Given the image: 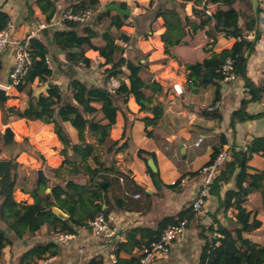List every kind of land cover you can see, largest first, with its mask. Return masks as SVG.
Instances as JSON below:
<instances>
[{
    "label": "trees",
    "instance_id": "obj_1",
    "mask_svg": "<svg viewBox=\"0 0 264 264\" xmlns=\"http://www.w3.org/2000/svg\"><path fill=\"white\" fill-rule=\"evenodd\" d=\"M28 1V9L32 8ZM45 17V23L50 25L58 12L56 0H35ZM182 6L194 3L200 6L202 0H181ZM67 10L82 12L93 9L97 13L87 24L64 21L67 29L56 30L51 33L55 50L67 53L77 63H82L85 68L91 69L93 61L87 57L89 51H94L103 59L101 64L103 80L99 86L89 85L79 79L73 78L69 84V95L65 96L62 88L52 83L53 70L49 67L46 57L50 54L51 47L41 34L32 40L28 52L32 64L28 69L23 83L16 89L25 93L29 98V105L20 114V118H37L44 123H53L56 134L63 145L65 160L61 167L56 169L55 175L63 183L52 187L46 178L40 177L32 190L33 203L18 202L15 200L14 191L17 183V173L13 172L16 165L11 162L9 174L0 182V264L4 262V250L12 249L18 240H33L41 234L44 227L52 236L76 235L81 229H89V223L96 216L103 213L109 217L112 207L110 204V189L114 181L125 177L114 169L113 161L105 160L104 156L116 155L122 148L118 147L119 141L112 138V129L116 125L120 109V100L129 97L136 91L144 94V104L140 111L153 114V118L143 119L146 129L157 126L164 111L155 99L162 93V86L144 78L146 66L141 62H134L125 57L126 47L119 45L129 42V37L121 33L126 26L129 15H119L110 9L112 6L120 10H128V5L111 2L102 7L101 0H68ZM208 4H219L221 7L212 15H207L205 10L194 7L192 20H184L175 9L159 8L155 14L157 18L165 19L167 31L161 36L162 41L168 46L179 45L185 36L187 26L194 34L212 26L215 32H223L226 36L237 41L229 50L214 54L208 59L187 66V85L197 89L209 84L215 85V98L206 108V113L215 115L220 92V82L225 80L223 66L227 59L232 60V75L244 81L245 92L248 98L241 101L238 109L231 114L230 127L235 130L237 123H245L264 117V113L251 114L248 105L252 102L264 100V83L256 85L247 73L248 56L254 50L256 43L264 38V31L257 29L258 16L254 13L251 0H207ZM235 5L240 10L235 9ZM259 9V13H260ZM245 20L243 28L239 27V19ZM11 21V17L0 11V31ZM255 32V39L248 40L247 32ZM214 32V33H215ZM178 33L176 39L172 35ZM117 56H120L117 58ZM211 80L207 81L206 76ZM116 78L120 87L115 94L107 89V82ZM36 81L47 86L46 93L34 96L33 85ZM151 91L150 95H146ZM125 100V99H124ZM209 109H212L211 111ZM64 123H70L77 132L76 142H72ZM227 140L220 138L219 144L214 147L209 165L224 150ZM1 152V149H0ZM144 151H140L141 155ZM154 156V154H150ZM254 155L264 158V136L253 137L246 149L233 146L229 149L228 159L219 168L209 194L217 196L219 207L214 213H206L212 218L209 226L201 224L205 216L194 211L193 202L185 205L176 216H166L153 228H133L125 232V240L112 244V255L116 258L115 264H141L142 251L154 241H158L163 233L171 226H176L187 221L202 228L200 237L205 241L200 264H264V245L246 237L262 227L258 218V211L249 210L247 202L254 193L261 194L262 210L264 212V171L250 166ZM108 161L111 163L108 166ZM68 166V169L65 168ZM66 172V177L61 171ZM200 171V170H199ZM192 173L197 176L200 172ZM151 173V172H150ZM81 175L87 177L85 184L75 181L74 177ZM154 175V174H152ZM112 176V177H111ZM114 176V177H113ZM155 176V175H154ZM236 176V177H235ZM235 177V188L221 195L222 189ZM126 178V177H125ZM50 188V192L47 190ZM58 208L69 216L68 220L59 219L52 208ZM234 210L235 221L225 225L218 219V214H228ZM11 229L12 233L6 235ZM218 234L219 236H216ZM61 246L50 241L36 243L27 250L15 264H36L45 258L58 257ZM138 252L137 254H135ZM14 264V263H11ZM88 264H105L102 256L95 257ZM153 264H168L157 259Z\"/></svg>",
    "mask_w": 264,
    "mask_h": 264
},
{
    "label": "crops",
    "instance_id": "obj_2",
    "mask_svg": "<svg viewBox=\"0 0 264 264\" xmlns=\"http://www.w3.org/2000/svg\"><path fill=\"white\" fill-rule=\"evenodd\" d=\"M56 1L58 12L47 27L50 37L53 31L67 29L64 22L60 21V17L67 10L69 2L68 0ZM101 1V8L106 7L104 0ZM206 1L202 0L200 6H195L194 3L182 6L181 0H156L155 5L162 3L163 9H175L183 20L186 17L195 20L194 7L205 10L207 15L214 14L221 7L219 4L205 6ZM257 1L259 3L258 12L254 11L259 17L257 29L263 32L264 0ZM115 2L119 4L118 1ZM29 3L32 8L31 12L28 9L27 0H0V11L9 14L14 25L12 44L0 51L2 67L0 85H8L9 74L16 60L17 44L25 41L32 32H38L41 25L46 24L45 17L36 1L31 0ZM221 9L227 10L226 7H221ZM235 9L240 10V7L235 5ZM114 12L117 11L114 10ZM139 14L141 13L136 11L129 12V18L126 20L127 25L121 29V33L130 38L129 42L119 41L118 43L126 47L124 55L127 59L141 62L146 66L144 78L162 86V93L157 96L155 103L162 105L164 114L157 126L146 129L143 119L153 118V114L140 111V107L144 104L142 91H136L124 98L125 100L119 101L121 110L111 135L114 140L119 141L118 147L122 149L109 160L114 162L112 165L114 169L126 177L121 176L119 181H114L110 189L109 198L112 211L109 219L117 229V238L104 242L94 237L90 229H81L64 243L58 240L59 235L49 236L48 234H44L45 237H42L45 239L41 240H38L41 238L38 236L33 241L18 240L12 249L4 250V256H8L7 264L17 263L19 258L36 243L50 241L58 243L62 248L61 254L53 258V264H88L99 256L103 257L105 264H113V247L110 243L124 241L127 230L155 227L161 219L166 216H176L185 205L194 200L199 193L202 177L201 174L192 176V173L198 172L211 160L213 149L219 144L222 136H225L227 140L223 150L227 151V154L233 146L246 149L253 137L264 136V117L237 123L235 130L230 127L231 114L240 107L244 98L249 97L245 92L244 81L241 78L220 82L215 115H209L205 111L215 98V85L209 84L193 89L186 83L188 65L231 49L237 41L235 38L228 37L223 32H215L213 25L196 34L187 26L184 28L186 34L182 37V42L179 45L168 46V43L161 39V36L167 31L165 19L157 18L154 15L145 17L143 22H138L140 20L138 18L141 17ZM244 25L245 20L240 18L239 27L243 28ZM245 36L248 40H253L255 32H247ZM177 37L178 33L172 35L174 39ZM247 56L248 77L259 86L264 83V46L261 41L256 43L254 50L247 53ZM48 57L53 70L51 81L59 85L63 92H68L69 84L73 78L83 82L94 79L93 84L87 83L89 85L99 86L101 84V76H97L98 66L94 62L103 63L104 61L101 60L102 58L97 52L89 51L87 53V57L94 64L92 70H88L82 63L78 64L73 60L69 54L59 52L55 48H51ZM119 57L117 56V58ZM42 85L39 81L35 82L33 85L34 94ZM174 85H180L183 88L184 92L181 96H178L173 90ZM43 87L46 86L43 85ZM150 94L151 91L146 92V95ZM29 102L25 93H20L13 88L7 91L6 103H0V160H8L6 152L14 151L19 148L22 141L28 140L34 151L17 150L18 158L26 160L34 152H37L50 161H58L62 164L65 156L63 145L55 131V125L44 123L34 117H19ZM248 112L253 115L264 113V100L250 103ZM64 126L70 134L72 142H76V130L70 123H64ZM201 138L202 142L197 145ZM3 145L5 146L3 147ZM140 151L144 152L139 155ZM149 153L154 156H150ZM150 159L154 161L156 172L149 165ZM110 162L108 166L111 165ZM250 166L264 171V158L254 155ZM235 177L223 187L222 196L226 191L235 188ZM83 178L82 176L80 180ZM185 178L187 180L182 186L172 185V182ZM75 181L80 184L86 183V180L84 182ZM18 188L17 186L16 189ZM19 193L23 197L18 200L17 197L20 194L17 196L14 193L16 201L33 203L32 191L23 190L22 192L20 189ZM137 195L139 198H136ZM218 207V197L210 194L200 213L205 216L201 224L209 226L212 223V218L206 213H214ZM247 208L258 211L262 227L251 234H246V237L264 245V212L259 192L249 197ZM218 219L221 223L230 226V220L235 221V212L229 210L226 216L222 213L218 214ZM45 230L47 231L46 227L41 232L44 233ZM201 233L202 228L196 224H190L185 233L173 245L171 253L161 260L168 264H200L205 245V241L200 237ZM5 257L4 261H6Z\"/></svg>",
    "mask_w": 264,
    "mask_h": 264
},
{
    "label": "built area",
    "instance_id": "obj_3",
    "mask_svg": "<svg viewBox=\"0 0 264 264\" xmlns=\"http://www.w3.org/2000/svg\"><path fill=\"white\" fill-rule=\"evenodd\" d=\"M96 13L97 12L93 9L82 12H75L73 9H69L62 13L60 21H72L76 23L87 24ZM47 27V24L41 25L38 32H32L25 41L17 44L16 60L13 69L9 74L8 85H0V88L8 91L9 89L13 88L17 89L23 83V80L28 73V69L32 64V59L30 57V53L28 52L30 40L37 38L38 34L43 29H47ZM13 28L14 25L12 21H10L7 26L2 31H0V51L5 50L9 45L12 44ZM260 41L264 46V38H262ZM46 61L51 68V62L48 56L46 57ZM231 71L232 60L227 59L223 66V74L225 75L224 81H232L235 79V76L232 75ZM106 86L112 94H115L120 87V81L116 78H112L107 82ZM173 90L178 96H181L184 92L180 85H174ZM209 110L211 111L212 109ZM201 142L202 138L198 140L197 145H199ZM227 159V151H222L213 161V163L204 165L200 169L199 172L202 177V182L199 193L192 201L194 211L199 213L202 212L206 200L210 196V186L217 175L219 168ZM186 180L187 179L185 178L174 181L172 182V185L182 186ZM136 198H139V196L137 195ZM89 229L94 237L99 238L104 242H109L116 239L118 234L116 227L111 224L109 217H106L103 213L98 214L96 218L89 223ZM186 229L187 221H183L179 225L169 227L158 241L152 242L150 246L146 247L142 251L143 258L141 264H153L157 259H163L164 257H167L171 253L173 245L185 233ZM216 236L219 235L216 234ZM72 237L73 235H59L58 240L64 243ZM53 260V258H45L38 261L36 264H53ZM112 263H116V258L114 255H112Z\"/></svg>",
    "mask_w": 264,
    "mask_h": 264
},
{
    "label": "rangeland",
    "instance_id": "obj_4",
    "mask_svg": "<svg viewBox=\"0 0 264 264\" xmlns=\"http://www.w3.org/2000/svg\"><path fill=\"white\" fill-rule=\"evenodd\" d=\"M112 1H118L120 2H126L127 5L129 6V12L133 13L134 11L139 12L141 14H139L141 17L138 18L143 22V19H145V17H150V16H154L157 12V10L159 8L163 9V4L162 3H158L155 5L156 0H104V2L107 4L111 3ZM177 9H179V7H177ZM184 17V16H183ZM103 60V59H101ZM96 66H98V71L99 73L97 74V76H101L100 80H103V70L104 68H102V66L100 65L102 62L98 61V62H94ZM99 63V64H97ZM100 65V66H99ZM83 68V66H80ZM93 69V68H92ZM92 69H88V70H92ZM94 79H88V81L86 83H90L93 84ZM8 83V82H7ZM44 88L43 85L41 88L37 89V91H39L40 89ZM66 92V91H65ZM64 93L65 96H68L69 91L67 93ZM118 117V116H117ZM30 142L28 140H24L20 143L19 148L14 149V151H11L10 153L6 152L5 149L4 152H6L7 154V158L8 160H11L15 163L16 167L13 170V172L17 173V183H16V187L18 186L19 188L16 189L15 188V195L20 194L19 190L21 189L22 192L23 190H27V191H32L35 187L36 182L38 181V179L42 176L44 178L47 179V181H49V186L52 187L53 185L57 184V183H63L58 177H56L55 175V170L59 169L61 167V162L58 161H50L48 159H46L44 156H40L39 153L34 152L36 154L33 153V155L29 156V159L27 158L26 160H21L20 158H18V156H16L17 150L18 151H29L30 152L34 151L31 147V145L29 144ZM5 145H3L4 147ZM29 149V150H27ZM105 160H110L112 158V156H104ZM61 164V165H60ZM109 165V161L107 163ZM68 169V166L65 168V170ZM61 173H65L64 175L66 177H68V175H66V172L61 171ZM80 178H82L81 175L75 176L74 179L78 180L79 182H84L85 180H87V177L85 178V180H80ZM50 189V188H49ZM49 193V192H48ZM21 197L22 194H20V196L17 197V199H22ZM44 234L47 235V231L45 230L44 233L41 232V234L38 237H41L38 240L41 239H45ZM49 235V234H48ZM44 236V237H42ZM52 236V235H49ZM55 236V235H54ZM33 241V240H32ZM5 257V256H4ZM6 261H4L2 264H7V258L8 256L5 257Z\"/></svg>",
    "mask_w": 264,
    "mask_h": 264
},
{
    "label": "water",
    "instance_id": "obj_5",
    "mask_svg": "<svg viewBox=\"0 0 264 264\" xmlns=\"http://www.w3.org/2000/svg\"><path fill=\"white\" fill-rule=\"evenodd\" d=\"M253 4H254V11L257 13L258 12V1L257 0H252ZM110 9H114L115 11L118 12L119 15H128L129 14V10H120L118 7L116 6H112L110 7ZM42 35L44 36V38L46 39L48 45L54 49V45L52 42V39L50 37L49 34V30L48 29H43L42 30ZM1 64H0V70H1ZM206 80H210V76L206 77ZM47 86L40 89L39 91H37L34 96L38 97L40 96L42 93H44L47 90ZM7 101V91L0 88V103H6ZM149 165L150 167L153 169V171L156 172V166L154 164V161L152 159L149 160ZM11 170V162L9 160H0V182L2 179H4L10 172ZM47 192H50V189L47 190ZM0 195H1V190H0ZM52 212L61 220L65 221L69 219V216L66 215L63 211H61L60 209L54 207L52 208ZM12 233V230L9 229L6 233V235H9Z\"/></svg>",
    "mask_w": 264,
    "mask_h": 264
},
{
    "label": "clouds",
    "instance_id": "obj_6",
    "mask_svg": "<svg viewBox=\"0 0 264 264\" xmlns=\"http://www.w3.org/2000/svg\"><path fill=\"white\" fill-rule=\"evenodd\" d=\"M42 32V31H41Z\"/></svg>",
    "mask_w": 264,
    "mask_h": 264
}]
</instances>
